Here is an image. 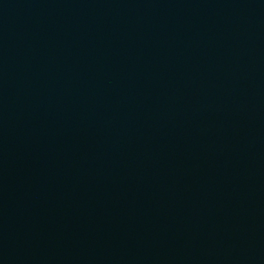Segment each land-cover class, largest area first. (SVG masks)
Here are the masks:
<instances>
[{"label":"water","instance_id":"1","mask_svg":"<svg viewBox=\"0 0 264 264\" xmlns=\"http://www.w3.org/2000/svg\"><path fill=\"white\" fill-rule=\"evenodd\" d=\"M0 264H264V0H0Z\"/></svg>","mask_w":264,"mask_h":264}]
</instances>
